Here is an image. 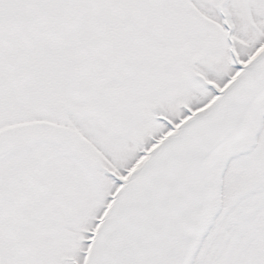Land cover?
Here are the masks:
<instances>
[{"label": "snow or ice", "instance_id": "snow-or-ice-1", "mask_svg": "<svg viewBox=\"0 0 264 264\" xmlns=\"http://www.w3.org/2000/svg\"><path fill=\"white\" fill-rule=\"evenodd\" d=\"M0 264H264V0H0Z\"/></svg>", "mask_w": 264, "mask_h": 264}]
</instances>
